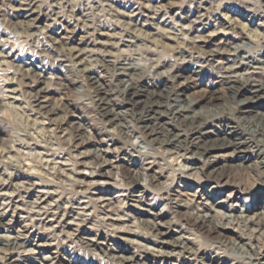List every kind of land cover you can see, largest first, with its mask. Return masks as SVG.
<instances>
[{
    "label": "bare ground",
    "instance_id": "obj_1",
    "mask_svg": "<svg viewBox=\"0 0 264 264\" xmlns=\"http://www.w3.org/2000/svg\"><path fill=\"white\" fill-rule=\"evenodd\" d=\"M110 1L119 3L124 2L127 4V7L130 9L129 12L135 14L134 18L136 21H145V18H148L150 14H152L148 9L149 7L147 8L144 3L153 0ZM154 1L160 3L165 10L176 6V4L173 3L174 1L171 2L170 0ZM179 1L188 3L190 6L194 4L191 0ZM208 1L209 3H213L215 0H207V2ZM241 1L250 3L248 0ZM100 2L103 3L102 1ZM5 3L6 9L15 11V16L19 17V15H21L25 17L28 16L31 13V9L34 8L35 0H6ZM177 4L180 5L181 3ZM148 5L150 6V4ZM262 6L264 7V1ZM67 10L68 9H66V11ZM114 13L115 12H113V14ZM166 13L167 12L164 14ZM233 13L234 11L228 9L224 15ZM238 14L243 16V13ZM202 15L204 16L206 13ZM201 18L200 16V19ZM263 18L264 16H262V14H252L247 24H241V32L244 33V25L248 24H255L264 30V20L257 23V21ZM68 23H66L64 28L70 26ZM131 23L133 22H130V24ZM225 24L227 23H225L224 19L218 20V26L210 32H215L218 28L227 30L228 27L225 28ZM133 26L135 27L136 24H133ZM132 30H134V28ZM132 30L130 32H132ZM190 30L192 31L189 39L203 38L205 36L202 30L200 31L197 27H192ZM190 30H188V32H190ZM97 31L99 33L98 38H105V40H109V42L114 37L113 34L103 27L102 29H97ZM130 32L128 34H130ZM1 33L3 34V32ZM252 34L254 33L252 32ZM207 35L209 36H206L203 41L206 43H213L211 34L208 33ZM254 35L256 38L258 35L260 38L262 36L260 33L258 35L255 33ZM145 38L151 44L159 43V39L155 35ZM245 38L248 39V42L243 41L242 43L244 46H249L251 44L250 42L253 41L252 37L250 38L246 35ZM91 41V39L80 35L79 43L89 44ZM226 45L234 50H239L241 47L240 44H234L232 42H226L225 46ZM262 48L264 47L262 46ZM164 50L166 51L165 48ZM64 51H66L65 48ZM67 51L68 53H63L64 57H67L66 59L69 61L68 64L55 62L49 65L43 64L41 63L40 55L37 53L33 56L27 53L24 54L28 61L19 59L21 67L29 72L33 82H35V86H39V84L43 83V76L36 71L37 62L40 61V64H42L44 68L54 70L57 73L56 76H54L56 88L39 87L36 94L33 96L34 100L32 101L35 104V111L37 113L50 117L57 114V109L54 105L48 100L42 101L41 98L48 97L53 93H61L69 89H77V92L79 88L83 89L90 98L92 105L89 107L76 99L66 98L64 108L68 117L61 123H57L58 120L55 122L54 126L61 128L62 131H66L69 135L66 144L70 147L67 150L51 143L50 138L54 135L53 132L56 127L50 129L48 125L39 126L38 124L37 126L40 128L37 127V133L38 135H42V139L39 142L38 139L32 142L34 139L29 132L20 134L22 131H11L8 126L0 123V147L4 150V153H0V228H13L14 225H16L19 227L18 232L23 236V238H20L19 236L10 237L0 235V253L4 254V257L0 258V264H43L42 262L44 261L47 262V264H64L63 261L68 264H77V260L68 259L70 252V245L68 244H74V247L77 248L74 251L75 258L79 256V253L83 252L85 255L87 254L92 258L95 257L93 259L97 260L98 258L94 256L95 253L93 252L95 249H100V251L109 258L108 261H104V259L100 258L92 263L89 261L86 263L82 261L80 264H129L134 257L155 264L157 258H167L169 257V253L175 250H178V253H186L189 256H193V258L199 261L206 260L212 264H235L226 258L210 257L198 242L195 243L194 241L187 240L184 236L176 237L173 233L174 230L166 226L167 223L162 220L160 215L157 213H150L149 211L144 213L146 216H150L153 221L149 222V224L144 227L142 226V229L146 230L147 232L145 233L148 235L141 231H133L132 229H128L123 233L126 234V236H134L146 242H151L154 245H160L161 248H164L163 251L161 249L155 250L154 248H149L145 244L136 242L130 237L113 236L112 240H110V242L107 241L105 244L90 238L89 229H85L84 226L81 228L79 224L85 221L83 217L86 215V208L90 203H93V201L90 197H88L89 201L86 203L81 200V198H84L83 195L86 190L83 189L79 179L80 177L93 178L94 176L111 179L114 174L109 171H98L96 175L90 173L88 176L81 175L79 177L74 167L76 165H84L88 160L94 161L99 167L104 165L114 167L112 165L115 163L116 167L121 169L123 173V186L126 189H131V191H133L140 187L137 183V167H133L135 165L138 166L139 162L135 161L133 164L127 162L129 157H131L130 150L126 149L127 147H122L121 150L117 151L120 152L119 154L122 156L118 157V159L116 158L115 161H111L109 158L111 156V151L102 148L106 140L112 144H116L120 142L122 136L127 138V121H131L140 133L144 136H150L152 143L158 147L167 149V152L178 151V153L181 152V155L189 154L187 161L192 164L195 169H202V173L205 174L207 180L218 182L227 172L232 173V177L235 179L238 178L243 171H251L260 183L264 184V78L257 72H252L249 76L243 77L236 75L239 71L248 68H264V51L262 53H254L248 50V54H242L243 57L239 65H234L235 67L229 68L233 75L216 74L212 69H208L202 65L197 66L190 62V60L183 63L169 64V59L154 60L155 62L153 64H159L162 67L168 64V66H171V70L159 72L151 70L152 68L149 69L146 66L147 64L111 60L98 53L91 55L97 67L92 68V66H90L92 64L90 61L84 63L80 62V59H83L81 57L84 55L82 50L69 47ZM167 52H169L168 55H170V57H175L183 55L184 49L172 46ZM197 52H199V55L196 57V61L202 63L215 61L221 58L220 56L222 54L220 51L213 49H200V51ZM102 72L110 73V79L108 78V82H111L110 88L109 85L106 84L107 81L103 79L105 74L103 75ZM78 74L80 75L78 76ZM80 77L81 79H79ZM180 79H182L183 82L180 81ZM204 80H207V82L203 83ZM185 85H204L205 87L203 90L199 89L200 91L194 96H190L185 92ZM213 88H216V91L214 90L213 92ZM114 95L117 100L113 97ZM0 97L3 99L5 98L4 96ZM215 101H219V103L217 102L216 104ZM206 105H212V110L202 112L201 109L206 107ZM10 109L11 111L17 112L19 108L17 110L15 107ZM4 114L3 112L2 115ZM89 114L96 117V119L100 121L99 123H102L104 126H114L120 138L118 139L115 135L112 136L108 132L99 131V129H94L90 137L85 135L83 129L85 121L90 117ZM3 118H6V116L4 115ZM33 127L34 126L31 128ZM23 130L26 131L25 129ZM32 130L30 131L32 132ZM46 133L49 138L45 137ZM103 134L107 136L108 139L102 138ZM5 135L9 136V138L6 139L4 137ZM61 146L63 145L61 144ZM89 146L91 150L87 149L83 152L84 156L82 161H76L69 157L72 153V149H82ZM60 149L64 150V155H68L69 158H64V155L60 157ZM23 150L27 151L23 152ZM226 152H230V154L227 155L229 159L221 161L217 158L219 153L224 156ZM158 157L159 156H156L154 159ZM199 162H203L202 168L197 166ZM70 165L72 168L67 169V166ZM204 167L205 171H203ZM143 169L147 170L151 168L146 167ZM184 169L185 167L182 169L180 168L179 171L182 172ZM147 171L150 176L149 186L155 187L159 183V178L155 172L153 173V171H151V173L149 170ZM99 183V181H96L93 184ZM104 184L109 183L105 180ZM254 188L255 187H252L249 190H253ZM241 190L245 191L244 189ZM214 195L215 193H211L207 200H213ZM102 197L103 201H106L105 206L107 208H111L115 201H120V199H115L111 193H105ZM163 199L165 201L171 200L170 197H163ZM120 202H122V200ZM176 205L177 206L172 209L171 213L177 218V224L179 223L180 226L190 227L210 240H229L226 234V229L228 228L226 225L215 221L211 216L192 217L186 215L181 210L179 204ZM94 207H96V205H94ZM257 208L256 210L258 211H255L254 215H262L263 218L258 221L250 222L254 225L264 227V201L261 200ZM154 220L156 221L154 222ZM72 222H76L75 225L77 228L72 233L68 230L65 231V228L70 227ZM75 240L78 242L77 245L75 244ZM232 243L236 246L238 245V242L235 240H233ZM61 244L63 245L59 247ZM130 244L140 246L141 249L139 253H132V256L127 257L125 253L131 249ZM26 245L31 246L28 251L31 253L35 252V256L23 254L26 249L20 251ZM44 252L47 254L41 255ZM115 260L118 261L114 262ZM200 263L204 264L203 262ZM165 264H168V262L165 261ZM176 264H187V262L180 261Z\"/></svg>",
    "mask_w": 264,
    "mask_h": 264
},
{
    "label": "rangeland",
    "instance_id": "obj_2",
    "mask_svg": "<svg viewBox=\"0 0 264 264\" xmlns=\"http://www.w3.org/2000/svg\"><path fill=\"white\" fill-rule=\"evenodd\" d=\"M5 1L6 0H0V96L5 97L4 99L0 97V107H3L0 108V111H2L0 112V114H3L4 112L6 118H3L4 115L1 114L0 123L8 126L11 131H22L20 134H26L29 132V134H31L34 139L32 142L37 141V139L39 142L42 139V135L40 134V136L37 133V129L40 128L39 126L48 125L50 126V129H52L56 127L54 126L55 122L59 120L57 123H61L67 119L68 115L66 114L64 108V102L66 101V98L76 99L89 107L92 105V103L83 89L79 88L78 92L76 91L77 89H69L67 91L64 90L61 93H53L48 97L41 98L42 101H50V103H52V105H54V107L57 109V114L50 117L48 115L37 113L35 111V104L32 101L34 100L33 96L36 94L39 87H50L52 89L56 88L54 76H56L57 73L54 70L44 68L42 64H40V61L37 62L36 71L41 76H43V83L39 84V86H35V82H33V79L30 76L29 72L25 71V68H22L20 65L21 63L19 59L28 61L24 55L26 53L30 56H33L37 53L38 55H40L41 63L46 65H49L53 62L68 64L69 61L68 59H66L67 57H64L63 52L68 53L67 50L70 47L82 50L84 52V55L81 57L83 59H80V62L84 63L90 61V63H92L90 65L92 66V68L97 67L95 65V62L93 61V58H91V55L94 53H98L103 57L110 58L111 60L113 59L119 60L120 62L125 61L147 64L146 66L149 69L152 68L151 70L159 72H166L171 70V66H168L169 64L183 63L190 60V62L196 64L197 66L202 65L208 69H212L216 74L233 75L229 68L235 67L236 65L238 66L240 61L242 60L243 55L248 54V50H251V52L254 53H262L264 51V48H262V46L264 47L263 28L261 29V27H258L255 24H248L244 25V33H242L240 29L242 28L241 24L248 23V19L251 18L252 14L259 13L260 15L262 14V16H264V7L262 6L264 0H248L250 3H244L241 0H218L219 2L215 0L216 2L214 1L213 3H209V1L207 2V0H199V3L198 0H191L194 2V4L192 5L193 7L188 5V3H182L179 0H170L171 2L174 1L173 3H175L176 6L171 9L167 8V10H165L160 5V3H157L154 0L151 2L146 1L144 4L147 8L149 7L148 9L152 14H150L148 18H145V21H136L134 18L135 14L133 12H129L130 9L124 2L119 3L115 1L112 2L110 0H71L72 2L70 0H35L34 8L31 9V13L28 16L22 17L21 15H19V17H17L15 16L14 10L12 11L10 9H6L7 7ZM100 1H102L103 3H101ZM176 2L181 3L182 5H179ZM148 4H150V6ZM105 7L108 9H106ZM66 9L68 10L66 11ZM228 9H231L232 11H234V13L227 14L229 16L224 15L225 12L228 11ZM112 11L116 14H113ZM163 12L167 13L164 14ZM201 13H206V15L203 16ZM238 13H243V16L239 15ZM200 16L202 17L201 19ZM227 17L229 18V20ZM220 19H224L225 23H227L224 26L225 28L228 27V29L221 30L220 28H218L215 30V32H210L213 31L216 26H218L217 23ZM263 20L264 18L257 21V23ZM130 22L133 23L130 24ZM66 23L70 25L68 26V28H64ZM133 24H136L135 27H138L139 29L135 28ZM102 27L114 35L113 39H111L112 42H109V40H105V38H98L99 33L97 29H102ZM132 27L134 28V30H132ZM192 27H197V29H199L200 31L202 30V33L205 34V36L203 38L189 39L192 31L190 30V28ZM131 30L132 32H130ZM188 30H190V32H188ZM1 32H3V34ZM129 32L131 35L128 34ZM252 32L254 34L256 33L257 35L260 33V35H262L261 38L259 35L256 38L255 35L252 34ZM208 33L211 34L213 43H206L205 41H203L206 36H209L207 35ZM249 33L252 36H250ZM80 35L91 39V44L79 43ZM151 35H155L156 37H158L159 43L151 44L150 42H148L145 37H150ZM246 35H248L250 38L252 37L253 40L252 42H250L251 44L249 46H244L242 43L243 41L248 42V39L245 38ZM226 42H232L234 44L237 43L240 44L241 47L239 48V50H234L227 45L225 46ZM172 46L181 47L182 49H184V56H171V58L170 55H168L169 52H167V50L171 49ZM64 48L66 51H64ZM164 48L166 49V51L164 50ZM200 49L218 50L222 53L220 56L221 58L207 63L197 62L196 57L199 55V52L197 51H200ZM163 59H169L170 63L163 67L159 64H153L155 62L154 60ZM252 72H257L264 78V68H248L239 71L238 73H236V75L242 77L249 76ZM102 74H105V77L103 79L107 81L106 84H108L110 88L111 82H108V80L110 79V73L102 72ZM79 75L80 74H78V76ZM79 79H81V77ZM180 81L183 82L182 79H180ZM206 82L207 80L203 81V83ZM204 87V85H185V92L190 96H194L201 89L203 90ZM214 90L216 91V88H213V92ZM113 97L115 98L116 96L114 95ZM215 102L216 104L217 102L219 103V101ZM13 106L16 110L19 108L17 112L11 111L10 108H14ZM212 108V105H206V107H203L201 111L206 112L212 110ZM89 116L90 117H88V119L85 121V126L83 129L85 135L90 137L93 134L94 129H99V131L108 132L112 136L115 135L116 138H120L114 126H104L102 123H99L100 121H98L92 114H89ZM38 124L39 126H37ZM127 125V138L122 136L120 138V142L116 144H112L111 142H108L106 140L103 143L102 148L107 151H111V156L109 157L111 161H115L116 158L118 159V157L122 156L119 154L120 152H117L121 150L122 147H127L126 149L130 150L131 157H129V160L127 162L129 164H133L135 161L139 162L138 166L135 165L133 167H137V183L140 187L133 191H131V189H126L123 186V173L121 172V169L116 167L115 163H113L112 165L115 168L106 165L99 167L94 163V161L89 160L86 163L87 165H76L74 168L79 174V177L81 175L88 176L90 173H94L96 175L98 171H109L114 174L113 178L111 179L100 178L97 176H94L93 178L80 177L79 181H81L83 189L86 190L85 194L83 195L84 198H81V200L86 203L89 201L88 197H90L93 203H90L87 206V211L85 212L86 215L83 217L85 221L83 223H80L79 227L83 228L84 226L85 229H89V237L103 244H105L107 241L110 242L113 236L130 237L134 241L145 244L149 248H154L155 250L161 249L163 251L164 248H161L160 245H154L151 242H146L134 236H126V234L123 233L128 229H132L136 232H147L146 230L142 229V226L144 227L145 225L149 224V222L153 221L150 216H146V214L144 213L146 211H149L150 213H157L158 215H160L162 220L167 223L166 226H169L170 229L174 230L173 233L176 237L184 236L185 238H187V240L194 241L195 243H200L204 248V251L208 253V255L212 258H226L227 260H230V262H234L235 264H264V227L254 225L250 222L258 221L263 218L262 215H254V212L258 211L256 210V208L259 205L260 201H264V184L260 183L254 173H252L251 171H243L238 178L234 179L232 177V173L227 172L218 180V182L207 180L205 174L202 173V169H195L193 165L187 161V157H189V154L181 155V152L178 153V151L167 152V149L158 147L157 145L152 143L150 136H144L142 133H140L133 125V122L131 123V121H127ZM32 126L34 127L31 128ZM23 129H25L27 132ZM30 130H32V132ZM130 130L133 132H131ZM53 133L54 135H52L50 138L51 143L58 145L57 147H63L65 150H67L70 147L66 144L69 138L67 132L62 131L61 128L56 127ZM4 137L6 139L9 138V136L6 135ZM45 137H48L47 133L45 134ZM102 138L108 139V137L104 134ZM61 144L63 146H61ZM90 148L91 147L89 146L82 149H72V153L69 157L76 161H82L84 156L83 152H85L87 149L91 150ZM26 151L27 150H23V152ZM63 151L64 150L61 149L59 150L60 157L64 155ZM1 152L4 153L2 147H0V153ZM229 154L230 152H226L225 155L222 156L219 153L217 155V158L221 161H224L229 159V157L227 156ZM64 156V158L66 159L69 158L68 155ZM156 156L159 157L157 159H154V157ZM197 166H199V168H202L203 162H199ZM146 167L151 168L147 170H149V172H155V174L159 178V183L155 187L149 186L150 176L148 175V171L146 169H143ZM184 167L185 169L182 171L183 173L180 172L179 169H182ZM71 168V165L67 166V169ZM203 171H205V167ZM105 180L106 182L108 181L109 184H104ZM96 181H99L100 183L93 184ZM252 187L255 188L253 190H249ZM241 189H244L245 191H242ZM105 193H111V195L115 197V199H120V201L122 200V202L115 201L111 208H107L105 206L106 201H103L102 199V196ZM211 193H215L214 199L208 201V196ZM163 197H170L171 200L165 201ZM176 204H179L181 210L186 215L192 217L211 216L215 221L221 222L222 224L226 225L228 227L226 229V234L228 235L229 240H210L197 233L190 227H182L179 225V223L177 224V218L173 213H171L172 209L177 206ZM94 205H96V207H94ZM105 207L107 210H104ZM155 221L156 220H154V222ZM75 224L76 222H72L70 224V227L65 228V231L68 230L70 233H72L77 228ZM18 229L19 227L16 225H14L13 228H0V235L10 237L19 236L20 238H23V236L20 235V232H18ZM233 240L238 242L237 246L232 243ZM75 241V244L77 245L78 242L77 240ZM62 245L63 244H61L59 247H61ZM68 245H70L68 259L71 258L77 260V264H80V262L82 261L85 263L88 261L92 263L99 260L100 258L104 259V261L109 260V258L106 257L104 253L100 251V249H95L93 251L95 253L94 256L98 258L97 260L93 259L95 257L92 258L87 254L85 255V253L83 252L79 253V256L75 258L74 251L77 248L74 247V244ZM130 247L131 249L125 253V256L129 257L132 256V253L140 252V246L130 244ZM29 248H31V246L26 245L20 251L26 249L23 254L35 256V252L31 253L28 251ZM178 252V250L171 251V253H169L168 255L169 257L157 258L155 264H165V261H167L168 264H176L180 261L187 262V264H202L200 262H203L204 264H212L210 262H207L206 260L199 261L193 258V256ZM46 254L47 253L44 252L41 255ZM1 257H4V254L0 253V258ZM117 261L115 260L114 262ZM42 263L47 264V262L45 261ZM63 263L68 264L65 261H63ZM129 264L151 263L134 257Z\"/></svg>",
    "mask_w": 264,
    "mask_h": 264
}]
</instances>
